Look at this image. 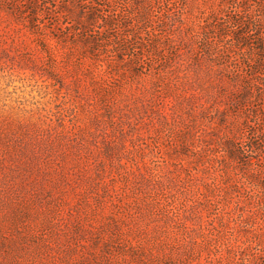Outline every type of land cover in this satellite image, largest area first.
I'll return each mask as SVG.
<instances>
[{
    "label": "rangeland",
    "instance_id": "374dc122",
    "mask_svg": "<svg viewBox=\"0 0 264 264\" xmlns=\"http://www.w3.org/2000/svg\"><path fill=\"white\" fill-rule=\"evenodd\" d=\"M171 2L158 40L95 59L2 3L0 264H264V175L219 151L247 116L219 93L247 64L218 35L203 49L233 5Z\"/></svg>",
    "mask_w": 264,
    "mask_h": 264
},
{
    "label": "trees",
    "instance_id": "16d2710c",
    "mask_svg": "<svg viewBox=\"0 0 264 264\" xmlns=\"http://www.w3.org/2000/svg\"><path fill=\"white\" fill-rule=\"evenodd\" d=\"M171 1L0 0V8L2 3L8 4V11L12 12L16 22L24 25L33 35L38 31H47L56 33L50 36L52 39L72 38L74 41H71V45H78L85 57L95 59L101 58L103 50L120 46L136 36L140 39L137 44L139 46L146 43L144 37L150 33H155L154 37L158 40L157 33L154 29L149 32L147 25L163 15V20L157 21L166 30L167 23L170 22L168 6L172 5ZM230 2L233 5V14L226 22L229 29L222 28L221 20H214L211 32L203 29V49L211 55L213 48L209 39H217L218 35L221 39H226L231 47L241 54L242 63L247 64H243L248 70H245L241 80H238L237 74L232 78L235 88L227 96L224 89L219 93L225 95L231 112L242 110L247 115L240 131L232 134L230 139L220 142L219 151L224 153L227 159L239 160L244 177L254 181L264 175V0ZM47 21L52 22L51 27H48ZM134 28L138 32H129ZM102 35H105V38ZM149 44L155 45L157 42L151 39ZM130 49L133 52L138 51L136 47ZM126 51L119 52L120 56ZM134 58L139 60L137 56ZM232 58L227 56V61L231 63ZM242 137L244 142L241 141ZM245 143L246 148L243 147ZM261 202H264V199Z\"/></svg>",
    "mask_w": 264,
    "mask_h": 264
}]
</instances>
